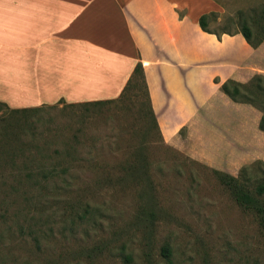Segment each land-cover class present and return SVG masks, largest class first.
Here are the masks:
<instances>
[{"label":"rangeland","instance_id":"obj_1","mask_svg":"<svg viewBox=\"0 0 264 264\" xmlns=\"http://www.w3.org/2000/svg\"><path fill=\"white\" fill-rule=\"evenodd\" d=\"M222 2L230 16L264 4ZM118 98L96 107L63 101L8 107L37 109L12 115L0 143V167L13 173L3 181L23 183L0 194V264H168L165 245L172 264H264L255 217L212 172L238 177L253 167L258 174L264 161L210 167L192 149L165 145L154 128H145L137 113L141 89ZM132 164L147 166L148 176L126 175ZM38 167L50 172L44 187L31 189L29 177L17 180L16 172Z\"/></svg>","mask_w":264,"mask_h":264},{"label":"crops","instance_id":"obj_2","mask_svg":"<svg viewBox=\"0 0 264 264\" xmlns=\"http://www.w3.org/2000/svg\"><path fill=\"white\" fill-rule=\"evenodd\" d=\"M212 12L230 15L222 0H0V103L113 100L141 63L165 145L217 169L264 161L261 113L220 91L264 75V43L203 32Z\"/></svg>","mask_w":264,"mask_h":264},{"label":"trees","instance_id":"obj_3","mask_svg":"<svg viewBox=\"0 0 264 264\" xmlns=\"http://www.w3.org/2000/svg\"><path fill=\"white\" fill-rule=\"evenodd\" d=\"M212 24H215L216 26L212 27ZM198 25L203 32L213 34L217 37V39H220L224 34L230 36L240 34L248 45L256 48L260 44L264 43V4L248 11L237 10L234 15L224 17L221 22H218L217 13L212 12L207 15H202L199 18ZM215 82L218 83V80L215 79ZM140 89L143 91L144 101L140 102L137 109L139 120L144 123L145 128H154L158 137L162 140L156 117L152 109L144 70L142 64L137 63L132 76L124 87L118 100H122L126 97L130 98L131 95L136 94V91ZM220 91L232 102L246 104L258 110L261 113L259 129L264 132V75H255L246 83H240L228 79L220 84ZM115 102H117V100L89 102L81 105L84 107H96L102 104ZM36 109L37 108L29 110H14L9 109L7 105L0 103V143L6 141V138L4 137L8 133L7 130L11 127L9 120L12 119V115L16 113L21 114L27 111H35ZM3 155H6L5 157L7 158L13 157L12 154L8 156L5 152H3ZM139 159H141V157H139ZM257 163L261 164L259 161ZM2 169L3 168L0 167V194H5L10 191L16 192L17 188H21V184L23 183H16V186L15 184H7L3 181L5 179L3 175H12L13 173H7L6 171L4 173ZM148 172L149 169L147 166L138 168L133 164L128 166L125 170L126 175L132 176H148ZM212 172L216 176L218 182L228 190L235 203L242 210L253 214L259 228L264 234V169H260V173L256 174L253 167H244L240 170L238 177H234L217 170H213ZM16 175H18L17 180H19V178L29 177L26 178V180H30V183L27 184L32 189L44 187L46 185L44 182L49 178L48 176L50 175V172L38 167L34 172L32 171L24 174L16 172ZM255 175H257V178H254ZM142 193L144 194V190H142L141 194ZM146 193L149 194H145L147 198H152L150 196L151 192ZM141 208L144 211H148L152 208V204H149L148 206L143 205ZM161 251L166 262L168 264H172L170 247L165 245L162 247Z\"/></svg>","mask_w":264,"mask_h":264}]
</instances>
